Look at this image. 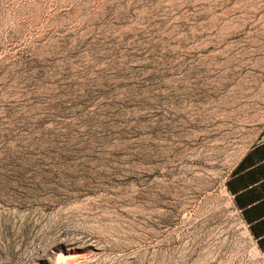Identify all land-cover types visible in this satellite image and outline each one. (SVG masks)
Here are the masks:
<instances>
[{
  "label": "rangeland",
  "instance_id": "374dc122",
  "mask_svg": "<svg viewBox=\"0 0 264 264\" xmlns=\"http://www.w3.org/2000/svg\"><path fill=\"white\" fill-rule=\"evenodd\" d=\"M262 140L264 0H0V264H264Z\"/></svg>",
  "mask_w": 264,
  "mask_h": 264
},
{
  "label": "crops",
  "instance_id": "0c3cea01",
  "mask_svg": "<svg viewBox=\"0 0 264 264\" xmlns=\"http://www.w3.org/2000/svg\"><path fill=\"white\" fill-rule=\"evenodd\" d=\"M227 192L264 252V140L249 148L235 164Z\"/></svg>",
  "mask_w": 264,
  "mask_h": 264
}]
</instances>
